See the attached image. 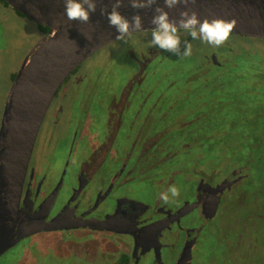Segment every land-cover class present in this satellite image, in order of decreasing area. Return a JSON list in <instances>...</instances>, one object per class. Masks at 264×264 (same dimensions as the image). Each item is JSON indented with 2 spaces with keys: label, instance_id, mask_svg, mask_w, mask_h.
<instances>
[{
  "label": "flooded vegetation",
  "instance_id": "1",
  "mask_svg": "<svg viewBox=\"0 0 264 264\" xmlns=\"http://www.w3.org/2000/svg\"><path fill=\"white\" fill-rule=\"evenodd\" d=\"M37 31V41L46 38L47 31ZM179 34L193 45L187 32ZM230 36L235 44L206 43L202 61L179 82L166 67L158 72L169 53L149 46L151 29L132 32L127 43L108 41L70 69L40 120L19 196V206L34 217L42 209V221L52 226L5 250L16 251L10 264H24L32 249L61 264H264V242L257 246L254 233L247 240L237 233L232 243L221 234L223 246H208L222 230L223 210L245 208L251 193L244 186L255 170L247 150L213 144L232 134L235 119L254 123L260 115L254 104L261 93L243 87L258 84L264 72L252 66L246 75L222 54L257 38ZM234 71L238 80L228 82ZM60 141L64 160L52 168L49 153ZM222 151L229 160L216 162ZM172 185L180 194L165 203L160 194ZM239 212L232 219L243 230Z\"/></svg>",
  "mask_w": 264,
  "mask_h": 264
},
{
  "label": "water",
  "instance_id": "2",
  "mask_svg": "<svg viewBox=\"0 0 264 264\" xmlns=\"http://www.w3.org/2000/svg\"><path fill=\"white\" fill-rule=\"evenodd\" d=\"M32 22L47 27L45 39L35 43L23 57L6 92L0 115V255L24 236L52 226L44 213L29 215L19 206L21 185L34 137L47 104L64 76L80 60L115 39L101 8L111 10V0H98L88 24L69 21L64 0H2ZM163 5V0H157ZM185 6L169 11L179 17ZM188 7L203 18L235 19L233 34L264 41V0H190ZM119 11L131 19L139 11L143 27L151 29L152 9H133L125 0ZM46 205L43 206V209ZM41 214V216H40ZM43 223V224H40Z\"/></svg>",
  "mask_w": 264,
  "mask_h": 264
},
{
  "label": "rangeland",
  "instance_id": "3",
  "mask_svg": "<svg viewBox=\"0 0 264 264\" xmlns=\"http://www.w3.org/2000/svg\"><path fill=\"white\" fill-rule=\"evenodd\" d=\"M35 25L36 24L28 20L25 16L23 17L14 13L10 7L0 2V112L2 109V102H4L8 90V84L10 85L9 80L11 77V70L17 68L29 48L37 41L36 39L39 36V33ZM239 42H242V44L238 43L239 45H236L234 48L229 45L232 48L230 50H227L224 47L222 52L223 57L228 58L229 63L232 61L237 63L236 66L238 69L242 68L246 75L251 74L249 71H251L250 68H252V66L259 67L261 71L264 72V41L246 38ZM230 43H236V39L232 36H230L226 42V44ZM207 49L208 46L205 42H202L199 39L193 40L192 54L190 56L179 57L169 53L160 63L161 67L158 72H161L162 68L166 67L165 71L167 72L166 74L168 75V78L179 82L189 68L192 70L195 65H198L199 62L202 61V55ZM232 50H234V53H232ZM97 55H94L92 58H97ZM122 59L123 56L119 54L113 58L112 62L118 64ZM90 62L91 60L88 64ZM85 63L83 65H85ZM236 66L231 68L236 70ZM229 68V64L224 66L225 70ZM237 75L238 73L234 71L233 75H231L233 80L228 76V82H236L238 80L236 79ZM157 76L158 74L155 73V80ZM158 83H160V79ZM244 85L245 83L242 84V86ZM235 87V83L230 86L231 89ZM248 87L261 93L259 102H255L254 104L255 111L260 113L259 117L255 119L254 123H244L243 121H239V119H235L238 124L235 122L233 123L234 130L232 131V134H228L223 141L221 139L218 140V142H213V144L220 146V148L229 147V149L236 150L237 153L239 152L241 155L242 152H246L247 150L251 153V156H254L255 165L253 169L255 170L244 186L246 189H249L246 193L250 192L251 194L249 198L248 196L243 198V200H246L244 203V206H246L241 211L240 209H233L228 212H226L225 209L223 210L224 216L221 218L220 224L222 230L218 235H211V240L208 241V246H223L220 238L221 234L228 239L229 243H232L236 239L237 233H241V238L244 240L249 238L248 233L257 234L259 238L256 236L254 239L257 246H262L261 243L264 242V79H261L258 84L255 83L254 85H251L249 81V83L243 88L246 89ZM100 94L101 92H99V95ZM254 94L256 93L254 92ZM186 99L190 100L191 97L187 96ZM249 99L245 96L244 102H249V108H252V102ZM233 136H236L237 138H231ZM60 142L63 143L59 144ZM60 142L58 143L59 145L54 149L52 148L49 153V161L52 168H60L64 160L65 142ZM195 151L198 153L199 148L197 147ZM36 155H39V151H36ZM226 159L229 160L228 156L222 151L219 153L216 162H224ZM70 169H72V166L69 167V170ZM238 212L239 217L244 220V225L246 226L244 227L243 225V230L240 229V225L237 224V222H233L232 219V217ZM246 218L247 222L245 221ZM227 225L234 226L235 231L230 229ZM35 239L36 238L32 239V241ZM13 251L14 249H11L8 252L1 254L0 264H10L13 257ZM206 251V246L200 248L202 255L206 254ZM216 251H219V254H224V249L222 247L217 248ZM14 255L16 256V251H14ZM29 255L30 256H25L26 262L24 264H61L52 258H47L43 253L39 252V249H32V253Z\"/></svg>",
  "mask_w": 264,
  "mask_h": 264
},
{
  "label": "clouds",
  "instance_id": "4",
  "mask_svg": "<svg viewBox=\"0 0 264 264\" xmlns=\"http://www.w3.org/2000/svg\"><path fill=\"white\" fill-rule=\"evenodd\" d=\"M190 0H163V5L157 0H127V4L133 9H152L153 15L151 27V47H158L164 52L176 56H190L192 45L188 41H182L179 29L187 32L192 40L199 39L214 47L225 44L233 29L236 20H226L213 17L201 19L197 11L188 7ZM194 2V0H192ZM98 0H64L65 15L69 21H78L88 24L92 13L97 10ZM125 0H111V10L101 8V14L106 15L108 24L116 29L115 39L127 43V38L132 32H143V19L139 11L132 14L131 19L123 15L119 9L124 6ZM183 4L185 7L179 11V17H170L169 11ZM180 189L169 186L160 194V199L168 203L179 196Z\"/></svg>",
  "mask_w": 264,
  "mask_h": 264
},
{
  "label": "trees",
  "instance_id": "5",
  "mask_svg": "<svg viewBox=\"0 0 264 264\" xmlns=\"http://www.w3.org/2000/svg\"><path fill=\"white\" fill-rule=\"evenodd\" d=\"M0 2H2L3 4H5L2 0H0ZM6 5V4H5ZM17 14H19L18 12H16ZM21 15V14H19ZM22 16V15H21ZM24 17V16H23ZM28 19V18H27ZM29 20V19H28ZM37 27V29H39L40 31H42V33H45L46 31H48L47 27L41 26L39 24L35 25Z\"/></svg>",
  "mask_w": 264,
  "mask_h": 264
}]
</instances>
